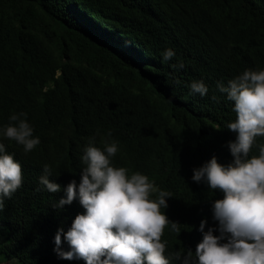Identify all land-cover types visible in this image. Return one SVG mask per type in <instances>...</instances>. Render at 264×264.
Wrapping results in <instances>:
<instances>
[{"label":"trees","instance_id":"1","mask_svg":"<svg viewBox=\"0 0 264 264\" xmlns=\"http://www.w3.org/2000/svg\"><path fill=\"white\" fill-rule=\"evenodd\" d=\"M167 49L175 55L164 61ZM245 70H264V0H0V129L26 113L40 139L25 154L0 136L23 171L0 213V264H85L54 251L57 229L67 232L85 209L78 198L53 206L70 181L79 185L90 140L101 149L116 142L114 166L172 193L161 210L181 232L165 229V255L183 264L173 254L191 249L196 264L200 223L217 227L212 202L223 193L194 182L193 169L213 156L232 162L234 101L217 83ZM194 81L205 96L191 91ZM45 164L58 193L39 183ZM61 250H70L63 236Z\"/></svg>","mask_w":264,"mask_h":264},{"label":"clouds","instance_id":"2","mask_svg":"<svg viewBox=\"0 0 264 264\" xmlns=\"http://www.w3.org/2000/svg\"><path fill=\"white\" fill-rule=\"evenodd\" d=\"M174 55L167 49L163 60ZM190 88L201 96L208 93L202 81L192 82ZM217 88L234 101L236 119L227 129L236 137L228 143L231 163L221 164L213 156L193 169L194 182L223 193L222 199L212 202V219L218 222L217 227L204 231L207 221L200 223L203 238L195 249L196 264H264V144L257 145L259 154L249 158L257 137H264V70H245L227 86L218 82ZM26 115H11L10 123L0 129V136L22 145L25 154L40 144L33 128L22 118ZM118 150L116 142H106L101 149L91 140L84 149L79 185L76 180L70 181L64 189L65 197L53 207L61 209L78 198L85 211L75 216L67 232L63 227L57 229L54 251L62 259L83 260L85 264H170L165 255L167 241L162 237L166 228L178 235L181 229L161 209L168 208L172 193L159 190L140 172L129 174L128 168L114 166L112 158ZM51 175L50 166L45 164L39 183L49 193H58L61 185L50 180ZM22 183L21 164L0 142V213L5 198L10 199ZM217 231L219 235L214 234ZM62 236L69 251L61 250ZM173 255L183 264L193 261L191 249Z\"/></svg>","mask_w":264,"mask_h":264},{"label":"rangeland","instance_id":"3","mask_svg":"<svg viewBox=\"0 0 264 264\" xmlns=\"http://www.w3.org/2000/svg\"><path fill=\"white\" fill-rule=\"evenodd\" d=\"M7 264H13L12 262H8Z\"/></svg>","mask_w":264,"mask_h":264}]
</instances>
